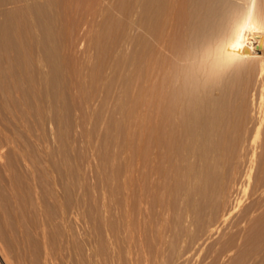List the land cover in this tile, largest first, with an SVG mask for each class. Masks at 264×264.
<instances>
[{"label":"rangeland","instance_id":"obj_1","mask_svg":"<svg viewBox=\"0 0 264 264\" xmlns=\"http://www.w3.org/2000/svg\"><path fill=\"white\" fill-rule=\"evenodd\" d=\"M221 3L253 9L264 34V0ZM198 6L187 11L193 22ZM156 8L0 0V264H264V126L247 167L264 70L241 62L211 78L213 90L201 75L195 112L174 118L165 156L153 143V100L140 99L152 60L176 62L154 39ZM177 21L175 43L205 42L199 22ZM206 93L222 112L209 134Z\"/></svg>","mask_w":264,"mask_h":264},{"label":"bare ground","instance_id":"obj_2","mask_svg":"<svg viewBox=\"0 0 264 264\" xmlns=\"http://www.w3.org/2000/svg\"><path fill=\"white\" fill-rule=\"evenodd\" d=\"M143 1L147 3V7L156 4L157 8L155 11V19L152 24V32L156 37L154 39L155 41L157 40L156 42H160V44L164 46V49L169 51V53H172L176 58L174 59L176 62H172V61L163 62L160 61V59L158 60L157 58H156L157 60L154 61L152 60L150 65L153 63L151 65L153 70L150 69L151 67H148L149 70L152 71L150 72L152 73L150 75L151 77L150 81L152 87L149 88L148 85L151 84H148L147 81H145L144 84L146 83L145 86H147L149 89L147 87H144L141 89V93H140L141 94L140 99H142L141 101H143L147 97H151L153 100V105H154L153 110L155 111L154 113L156 114L155 121L157 120V122H155V124L157 123L156 124L157 128L152 132L154 137V138L152 137L154 141L153 143H155V147L156 146L158 147L157 149L162 150L161 152L165 154V156H167L170 155L169 154L170 150L173 148V146H175L176 139H178L175 138L174 136V134L176 133L175 130H171V127L174 124L173 123L174 118L176 117L180 118L181 119L180 122L185 123L187 120V118H185V114L187 113V111L191 113V111L194 110L193 113L195 112L194 103L196 99L195 97L197 96L198 93L197 90L199 89L198 85H200L199 78L202 77L201 75H203L204 79L206 80L203 81V83L204 84L208 83L207 84V89H208V86L211 84V80H210L211 78L212 79H214L213 77L218 78L219 77L218 75L220 73L224 72L228 68L230 69L231 67H235L239 65L241 62L243 63L249 61H257L259 64L258 67H260L259 72L260 71L262 72V70H264V34L261 31L263 27L261 26V24L259 25L257 19L259 17L257 14H255L253 9L251 10L250 8V10L244 15L241 12V10H239V8H237L236 6L232 5L231 3L222 4L221 0H198V1L197 0H143ZM198 4L199 6L197 10L199 9L200 6H203L204 9L202 11V15L201 16L199 15L200 16L199 21L194 19V22L196 21L199 22V25H197V27L195 26L191 27L194 24V22L192 21L193 20L192 18L191 19L189 18L190 15L188 14L187 11H190L189 13L191 14L192 7L194 8V6ZM175 19L176 21L178 20L177 25L183 23L185 26H187V22L190 19L193 23L189 20V22H191L192 25L190 23L191 26H187V28L189 27L188 29L190 28L193 29L195 27L194 34H196L197 32L198 33L201 32L198 35L200 36V38L203 37L204 39L201 38V40L203 39L205 40V42L198 46L194 45L195 47L192 50H188V49L186 50L182 48L179 45V42L178 44L175 43L174 41L175 37L173 38L171 36L174 35L172 33L173 31L171 32V27L176 26L175 24H173L175 23L173 22ZM259 20H261V18H259ZM167 23L171 24V26L169 24L166 26V27L169 26L170 31L167 33L168 36L167 35L163 36L162 34L164 32L162 33V30L164 25ZM218 26L220 27L218 31L219 30L220 31L214 33V29L217 28ZM204 28L212 29L213 30L212 35L203 36L202 31ZM189 34L191 35V33ZM154 35L152 36L154 37ZM180 60L183 61L189 60L190 64L188 63L189 65L187 67H180L177 63ZM195 60H197V63L195 62ZM144 84L142 83L141 85ZM209 87L212 88V86ZM204 88H205L204 89V93H205L206 86H204ZM212 90L210 89V91L207 92L210 93ZM216 90H218L219 93L218 87L216 88ZM208 95L206 96L207 98H205L206 100H204L205 104L201 111L202 117L204 118V120L202 121L203 122L202 128H204L206 134H209V132L212 131V128H214V130L217 129L222 122L221 110L219 108L215 109L214 106H213L214 108L210 107L209 104L210 99L208 98ZM261 101L258 103V105L255 108V122L253 124V129L255 130L254 135L247 141L248 142L247 147L249 146L248 148H250L249 156L247 158L248 169H251L253 167L254 156L257 153V149L260 147V145L257 144L259 142L257 141L256 143V138L259 137V136L257 137V135L260 133V130L264 126V108ZM187 115L188 114H186V116ZM190 119L191 117L188 116V120ZM177 124L178 126L180 125L179 122ZM162 125L164 126L163 127L164 129L162 128ZM174 125L176 126V124ZM165 126L168 129H166ZM174 129H176V127ZM192 131L193 130H189L187 132L189 133ZM145 145L147 146V144L143 142L141 145L142 148H140L142 149V153L140 154L145 155L146 151L148 150L146 149ZM2 147L1 150L3 149ZM160 150H158V153L155 151L157 155L159 154L158 158L159 157L165 158V156L162 155ZM159 152L161 153V156ZM151 153H154V151ZM145 157L147 158V155ZM152 166L154 165L152 164Z\"/></svg>","mask_w":264,"mask_h":264}]
</instances>
